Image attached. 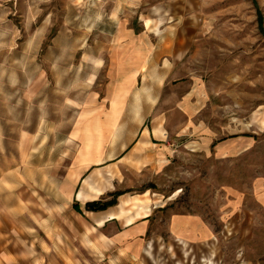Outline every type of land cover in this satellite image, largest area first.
Wrapping results in <instances>:
<instances>
[{
  "label": "rangeland",
  "instance_id": "374dc122",
  "mask_svg": "<svg viewBox=\"0 0 264 264\" xmlns=\"http://www.w3.org/2000/svg\"><path fill=\"white\" fill-rule=\"evenodd\" d=\"M108 5L0 0V264H264V0H146L118 18ZM144 58L171 74L143 122L155 119L163 134L151 141L168 148L150 170L121 177L115 161L94 157L121 116L132 146L121 73ZM143 81L129 89L152 86ZM121 190L110 218L129 224L156 206L150 257H119L120 225L99 226L84 209ZM172 212L202 216L213 244L169 240Z\"/></svg>",
  "mask_w": 264,
  "mask_h": 264
},
{
  "label": "crops",
  "instance_id": "0c3cea01",
  "mask_svg": "<svg viewBox=\"0 0 264 264\" xmlns=\"http://www.w3.org/2000/svg\"><path fill=\"white\" fill-rule=\"evenodd\" d=\"M106 1L111 2V5H108L104 9L106 16L109 18L121 17V12L125 10L132 11L134 8H137L141 2H146V0ZM178 59L179 57L173 59L161 58L158 61L161 62L162 66H170ZM149 62L151 61L147 58L139 60L137 63H131V61H128L121 73V75H124V77H127L129 80L123 81V83L121 84L123 86V90L120 96L124 98L131 97L133 99L132 113L134 115V120L131 122V124L133 127L136 125L138 127V132L132 146L129 148L130 143L126 142L127 140L124 141V139H121L120 137V134L123 133V131L127 128L125 127L123 118L121 116V118H119V121H117L115 125V138L111 140V147L104 149V141L100 140L97 150V154L99 157H94L95 161L99 163L115 161L117 172L121 177H124V170L128 169L140 173H142L144 170H150V168L158 158L156 157L157 150L160 151V155L163 156L165 155V150L168 148L162 142L157 143L151 141L150 136L154 138H156L157 136L158 139L161 140L162 138L160 136L163 134V130L159 126H156V121L154 118L153 121H151L152 123L150 128L143 126L144 119L148 115L158 112L157 106L159 104V95L157 94V89L161 84L169 81L171 77V74L169 73V70L167 68L156 69L155 66H153L152 68V64H149ZM144 79L152 82V86L150 87L142 83L140 89H129L131 88V84H129V82L132 83L133 86L134 82H138L139 80L144 82ZM188 100L189 95L186 94L180 100V103L182 104L181 106H184V108H191V106H189L188 104ZM181 106H179V108ZM184 108L182 109L187 112L189 111ZM197 130L200 131V129ZM95 146H97V144L93 145L92 147L94 148ZM109 149L110 151L115 150V152H117V157H108L110 154ZM162 158H164L166 161L169 160V157H160L158 161L162 162ZM80 160L87 163V159H85L84 157H80L79 161ZM146 189L148 190L149 188ZM79 191H83L86 193V191L82 189ZM121 192L122 193L116 198L117 203L121 197L125 196L124 194L126 190H121ZM75 198L77 200H80L77 197V194ZM117 203L114 206L107 207L104 210L91 212L99 215L98 219L101 222L99 223L98 221L99 226L116 223L120 225V229L117 230L112 236L114 240L124 241L125 243V245L117 252L119 254V257H124L126 259L137 257L141 258L145 257V254L150 257L149 252L146 249L145 243L147 241L145 239H147L146 235L148 234L149 227L151 225V217L154 212L153 208H155L156 206H152L151 211L148 215L136 217L131 223L126 224L124 218H110L106 216L107 212L112 210L117 205ZM80 208L82 207H79V209ZM167 228L169 240L183 245H212L217 236V233L202 216L192 213H170L168 217ZM102 252L103 251H100V253Z\"/></svg>",
  "mask_w": 264,
  "mask_h": 264
},
{
  "label": "trees",
  "instance_id": "16d2710c",
  "mask_svg": "<svg viewBox=\"0 0 264 264\" xmlns=\"http://www.w3.org/2000/svg\"><path fill=\"white\" fill-rule=\"evenodd\" d=\"M257 19H258L259 29L261 30V33L264 34V28H262V16H261L260 13H258ZM121 193H122L121 191L114 192V193L111 194L112 198L108 199V200H105V201H100V200L88 201V202L85 203L84 208L87 211H99V210H104L107 207L114 206L117 203L116 198ZM74 208L77 211H80L78 205H74Z\"/></svg>",
  "mask_w": 264,
  "mask_h": 264
}]
</instances>
